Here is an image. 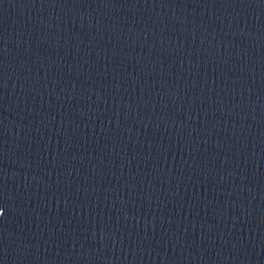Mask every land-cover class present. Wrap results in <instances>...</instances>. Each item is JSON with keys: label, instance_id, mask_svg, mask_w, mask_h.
<instances>
[{"label": "water", "instance_id": "obj_1", "mask_svg": "<svg viewBox=\"0 0 264 264\" xmlns=\"http://www.w3.org/2000/svg\"><path fill=\"white\" fill-rule=\"evenodd\" d=\"M0 264H264V0H0Z\"/></svg>", "mask_w": 264, "mask_h": 264}]
</instances>
